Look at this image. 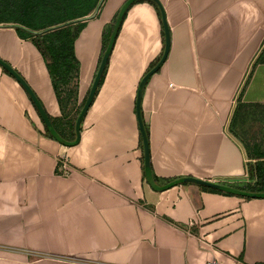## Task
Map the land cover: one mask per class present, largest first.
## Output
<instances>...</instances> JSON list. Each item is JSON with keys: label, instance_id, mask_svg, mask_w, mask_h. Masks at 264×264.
Listing matches in <instances>:
<instances>
[{"label": "crops", "instance_id": "0c3cea01", "mask_svg": "<svg viewBox=\"0 0 264 264\" xmlns=\"http://www.w3.org/2000/svg\"><path fill=\"white\" fill-rule=\"evenodd\" d=\"M124 1L100 0L94 15H83L73 40L76 94L64 107L31 38L0 21V58L67 140L75 137L102 31ZM157 2L169 46L140 96L153 180L247 181L249 158L228 120L264 45V0ZM157 5L127 6L74 144L45 133L26 90L0 65V264H264V196L190 181L154 189L145 179L135 100L164 47ZM241 101L264 105V61L252 67ZM259 127L264 149V122ZM61 156L66 174L55 171Z\"/></svg>", "mask_w": 264, "mask_h": 264}, {"label": "trees", "instance_id": "16d2710c", "mask_svg": "<svg viewBox=\"0 0 264 264\" xmlns=\"http://www.w3.org/2000/svg\"><path fill=\"white\" fill-rule=\"evenodd\" d=\"M7 1H8L7 5L11 6L12 0H7ZM149 1H151L152 3H155L154 0H149ZM0 3H1V0H0ZM99 4H100V0H89V6L86 7L85 9H82L80 11L71 12L70 14L65 15L61 19L48 22L42 26H28L17 20L9 18L7 15L2 14L1 8H0V21L1 22L11 21L14 23L18 22L24 25V26L15 25L16 32L21 37L31 38L33 43L38 48L39 52L41 53L45 61L46 68L48 70L53 87L55 89L57 100L59 101V104L61 105V107L68 106L74 100L75 94H76L75 92H76V77H77V71H78V61L75 58L74 53H73V40L75 39L81 26L83 25L82 20L85 18L83 15H86L88 12H90L92 9H95L96 7L98 8ZM116 13L113 16L112 21L104 28L105 30L102 31L101 54L108 41ZM73 18H77V19L72 20ZM53 25L55 26L54 28H49L50 26H53ZM39 30H42V31L37 32ZM100 56H99V59H100ZM259 61H264V45L262 46V49L257 55V57L252 62L251 68L249 70V73L247 74L245 82L247 81L248 76L250 75L252 67L256 64V62H259ZM105 66H106V63L99 76L98 82L94 89V93L96 92V89L100 85V82H101V79H102V76L105 70ZM3 70L9 73L5 68H3ZM244 83L237 95V98L232 107L231 113L229 115L228 129H229V132L237 140L241 142L244 148V152L247 155V158H249L247 159V161H245V169H246L248 180L242 183H229V185L235 188L241 189V190L252 191V192H264V149H260L258 147V144H257L258 142L251 143L250 141H248V139L242 132L243 128L239 129L240 125H242L243 122H245L244 120H246V118H249V117L252 118V120L260 121L263 125L264 105L256 104V103H245L241 101V91L244 87ZM142 89H141V92H142ZM141 92H140V96H141ZM84 99L80 103V107ZM79 109L77 111H79ZM143 127H144V132L147 138V134H148L147 126L143 124ZM45 133L49 136H52L50 132L48 131V129L46 128V126H45ZM140 142L142 144L141 135H140ZM58 167L59 165L57 163L56 168H55V171L57 172H59ZM206 187L210 190L222 191L221 189H218V188H214L210 186H206Z\"/></svg>", "mask_w": 264, "mask_h": 264}, {"label": "water", "instance_id": "95a60500", "mask_svg": "<svg viewBox=\"0 0 264 264\" xmlns=\"http://www.w3.org/2000/svg\"><path fill=\"white\" fill-rule=\"evenodd\" d=\"M132 1L133 0H125L117 10L108 41H107L106 46H105V48H104V50L100 56L99 62L97 64V67H96L94 75H93V79H92L91 84H90L89 89H88V92H87L85 99H84V101H83V103H82V105H81V107H80V109H79V111L75 117V121H74L75 137L72 140H67V139L63 138L54 129V127H53L51 121L49 120L45 110L43 109L40 101L37 99V97L35 96V94L31 90V88L27 85V83L25 82L23 77L13 67H11V65L9 63H7L6 61H4L3 59L0 58V65L3 68H5L21 84V86L26 90L30 99L34 103V105L37 109V112L39 113V116L42 119L44 125L46 126V128L48 129L50 134L62 144L71 145V144H74L78 140L81 119H82L83 115L85 114V112H86V110H87V108L91 102V99H92V96L94 93V89L96 87L99 76H100V74L104 68V65H105L107 58L109 56V53L111 51V47H112L115 35L117 33L119 23L121 21L123 13L125 12L127 6ZM154 1L158 4V7H159V10L161 13V22H162V27H163V32H164V47H163L162 54L159 57V59L156 61V63L153 66H151L143 74V76L140 78L138 86H137L136 100H135V112H136L139 131H140V135H141V141H142L143 169H144V176H145L146 181L154 189H163L165 187H169V186L177 184V183L190 181V182L200 183V184H204V185H207L210 187H214V188H218V189H222V190L230 191V192H234V193H239V194H244V195H249V196H264V192H252V191L241 190V189L229 186V185H225L222 183L209 181V180H205V179H199V178H195L192 176H183V177H179L176 179H172V180H170L164 184H161V185L156 184L155 181L153 180V177H152V174L150 171V167H149L148 143H147V138H146V135L144 132L143 121H142L141 113H140V92H141V89L144 86L147 78L154 71H156L159 68L161 62L164 60V58L167 54V50H168V46H169L168 29H167V25L165 23L164 15L162 13L161 7H160L159 3L157 2V0H154ZM96 10H97V7L92 11V13L90 15H94ZM54 27L55 26L53 25V26H50L49 28H54ZM41 31L42 30H39L37 32H41Z\"/></svg>", "mask_w": 264, "mask_h": 264}, {"label": "rangeland", "instance_id": "374dc122", "mask_svg": "<svg viewBox=\"0 0 264 264\" xmlns=\"http://www.w3.org/2000/svg\"><path fill=\"white\" fill-rule=\"evenodd\" d=\"M7 3V0H1L2 14L28 26H42L89 6V0H12L11 6ZM21 23L14 24L24 26ZM244 121L239 129L243 128L242 132L248 141L256 143L261 139L260 121L252 120L250 117Z\"/></svg>", "mask_w": 264, "mask_h": 264}, {"label": "built area", "instance_id": "2783aa9c", "mask_svg": "<svg viewBox=\"0 0 264 264\" xmlns=\"http://www.w3.org/2000/svg\"><path fill=\"white\" fill-rule=\"evenodd\" d=\"M57 163L61 168V173L66 174L70 170L69 163L65 157L63 156L59 157L57 159Z\"/></svg>", "mask_w": 264, "mask_h": 264}]
</instances>
